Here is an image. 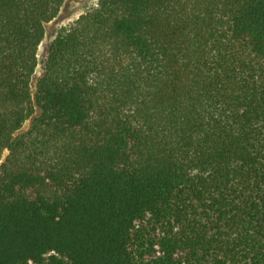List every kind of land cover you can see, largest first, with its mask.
Returning <instances> with one entry per match:
<instances>
[{"label": "trees", "instance_id": "obj_1", "mask_svg": "<svg viewBox=\"0 0 264 264\" xmlns=\"http://www.w3.org/2000/svg\"><path fill=\"white\" fill-rule=\"evenodd\" d=\"M65 1L0 0V264H264V0H100L33 88Z\"/></svg>", "mask_w": 264, "mask_h": 264}, {"label": "rangeland", "instance_id": "obj_2", "mask_svg": "<svg viewBox=\"0 0 264 264\" xmlns=\"http://www.w3.org/2000/svg\"><path fill=\"white\" fill-rule=\"evenodd\" d=\"M99 1L100 0H66L59 14L46 24V35L38 50L39 63L33 80V88H35L37 80L44 72L50 44L59 29L63 26L73 24L82 14L94 10L98 6ZM29 124L30 121H26L24 128H28ZM6 153L7 151L4 154L6 155Z\"/></svg>", "mask_w": 264, "mask_h": 264}]
</instances>
